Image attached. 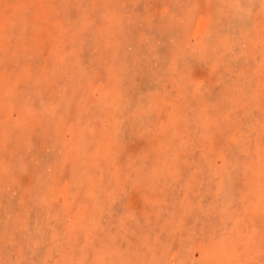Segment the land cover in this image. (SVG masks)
Masks as SVG:
<instances>
[{
  "label": "rangeland",
  "instance_id": "374dc122",
  "mask_svg": "<svg viewBox=\"0 0 264 264\" xmlns=\"http://www.w3.org/2000/svg\"><path fill=\"white\" fill-rule=\"evenodd\" d=\"M0 264H264V0H0Z\"/></svg>",
  "mask_w": 264,
  "mask_h": 264
}]
</instances>
